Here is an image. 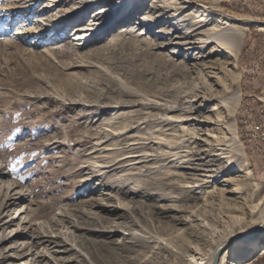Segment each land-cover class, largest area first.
<instances>
[{
    "label": "rangeland",
    "instance_id": "374dc122",
    "mask_svg": "<svg viewBox=\"0 0 264 264\" xmlns=\"http://www.w3.org/2000/svg\"><path fill=\"white\" fill-rule=\"evenodd\" d=\"M59 1L0 0V264H193L250 231L258 211L234 209L264 196V0H139L112 28L95 8L108 29L80 43L38 34ZM238 241L218 263L247 258Z\"/></svg>",
    "mask_w": 264,
    "mask_h": 264
},
{
    "label": "bare ground",
    "instance_id": "6f19581e",
    "mask_svg": "<svg viewBox=\"0 0 264 264\" xmlns=\"http://www.w3.org/2000/svg\"><path fill=\"white\" fill-rule=\"evenodd\" d=\"M65 1L66 0L56 2L57 6L55 5L52 7V8H54V11H52L50 13L51 14L50 16H52L53 18L49 19L50 20L49 22L52 24L51 29L47 30L46 32L44 31V32L38 33V34H43V36L46 37L47 41H50V42L51 41H53V42L58 41L59 37H61L62 35H65L66 32H70L69 34L71 35L72 31H75L74 34L71 36L68 35V41H70L72 43H74V42L80 43L81 41H87L88 42L92 38H97L101 34L103 29H105V28L108 29V24H105L99 28V26L96 25V22H97L96 19L91 20V19L87 18L88 13L91 12L92 10H94L95 8L97 11L100 12L99 14L103 13L102 16H105L106 14H112L113 13V16H111V18L109 20V21L114 22V24L111 26V28L114 27L115 25L121 23L124 19H131V17L137 16L143 10V7H139V6L134 7V4L139 3V0H125L122 5H118V7H116L112 11L111 10L102 11V9H104L112 0H99V1L91 2V3H88L87 0H81V1H79L80 3L76 7H73V8L66 10V11L61 12L60 10H58L59 9L58 6H62ZM134 2H136V3H134ZM160 2L164 3V4H170L169 0L160 1ZM193 2H194V0H178V4L181 5V8H180L181 10L187 9L186 6L192 5ZM80 18L83 20V25H76L77 22L79 20H81ZM92 21L93 22L95 21V24H93ZM199 21H202V20H199ZM79 23L82 24V22H79ZM143 24H144L143 26H148L145 23H143ZM27 35H25L21 32L16 33V36L25 38L26 40H29V38L34 36V34H30L29 36H27ZM62 38H67V37L64 36ZM214 39L216 41H219V42H225V44L229 41V39H226L225 36H223L221 38H214ZM236 40H237V38H236ZM87 42L85 43V45L88 44ZM43 43H44V41L41 39L40 40H38V39L33 40L32 39L30 46H35V47L38 46L39 47V45L43 44ZM79 43L77 45H79ZM189 45L191 46V43ZM183 51L185 53L187 52L188 55L192 56L194 48L193 47L185 48V49H183ZM213 51L214 52H217V51L220 52V50H216V49ZM233 55H235V54H233ZM225 72L227 74L230 72V70H226ZM207 102H208V100L203 101L202 105H200L198 108H202V110L205 109V106L208 105ZM209 120L210 119H208L207 117H204L202 119V121L199 123L201 125L208 126V125H210ZM206 136H209V135H206ZM2 171H3V168L0 165V173H2ZM2 174L4 175L5 173L3 172ZM11 185H13V184H11ZM15 189H16L15 186H13V187L9 186L8 192H9V195L13 194V195H10L13 198L10 199L11 197L9 196V198L6 202V206H5L7 208L11 207V205H13L15 202H18L19 200L23 199L21 197V195H19L18 193H14ZM238 190H240V189H238ZM241 193H242V191H241ZM14 196H16V197H14ZM242 208H243V206H241V210H242ZM250 209H252L253 211H258V219L256 218L255 220H253L254 225L250 231L240 228L234 232L228 233L226 236H224L219 241L218 246L210 253V255H208L207 258L205 257L206 260L197 259L196 263H193V262L192 263L193 264H222V262L218 263V256H219L218 253L221 250L220 248L223 247L224 245H226L227 243L231 244L232 242H235V240H240V241L236 242L237 246H238L237 248L239 249V251H244L247 254V258L244 261H239L240 263H238V264H252V262H253L252 260L254 259V256H256L254 254L261 252V255H264V247H260V245H258L257 240H251L254 238V236L257 232H261V231L263 232L264 231V196H262L261 198H257V204L251 206V208L247 205V206H244V209H243L244 211H241L240 209H239L240 210L239 211L237 208L234 210L236 212H241V213L244 212L245 213V212H248ZM20 210H18V212H17V213H19L17 219L22 214H24V212L20 213L19 212ZM236 236H240V237L235 238ZM155 244H157V242ZM0 245L2 246V244H0ZM233 250L235 251L234 248L229 249V251L224 255L223 258L225 259L227 257L233 256L234 255ZM7 258L9 259L10 257L9 256L5 257L4 260L6 261ZM14 259H16V258H14ZM198 262H200V263H198Z\"/></svg>",
    "mask_w": 264,
    "mask_h": 264
},
{
    "label": "trees",
    "instance_id": "16d2710c",
    "mask_svg": "<svg viewBox=\"0 0 264 264\" xmlns=\"http://www.w3.org/2000/svg\"><path fill=\"white\" fill-rule=\"evenodd\" d=\"M262 256H263V255H262ZM260 259H262V258H260ZM253 262H254V261H253ZM253 262H252V263H253Z\"/></svg>",
    "mask_w": 264,
    "mask_h": 264
}]
</instances>
